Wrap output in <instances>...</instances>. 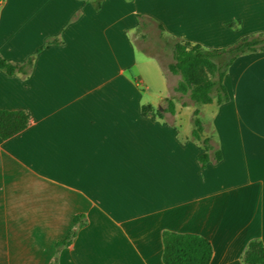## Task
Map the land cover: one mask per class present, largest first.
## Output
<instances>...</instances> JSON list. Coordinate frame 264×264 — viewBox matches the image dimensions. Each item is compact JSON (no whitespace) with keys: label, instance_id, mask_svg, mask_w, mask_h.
<instances>
[{"label":"crops","instance_id":"1","mask_svg":"<svg viewBox=\"0 0 264 264\" xmlns=\"http://www.w3.org/2000/svg\"><path fill=\"white\" fill-rule=\"evenodd\" d=\"M142 15L211 49L264 33V0H102L95 11L86 0H0V56L33 57L27 76L0 70V109L30 114L0 139V264H163V231L205 238L210 264H242L253 239L264 247V52L234 60L228 100L204 105L202 168L189 107L170 115L160 105L163 69L165 92L131 76ZM167 58L169 49L154 59L162 68Z\"/></svg>","mask_w":264,"mask_h":264},{"label":"trees","instance_id":"2","mask_svg":"<svg viewBox=\"0 0 264 264\" xmlns=\"http://www.w3.org/2000/svg\"><path fill=\"white\" fill-rule=\"evenodd\" d=\"M89 1L95 10H98L102 0ZM137 27L133 40L137 49L149 57L161 59L164 50H170L171 62L167 63V70L172 75H179L180 80L175 88L181 95H187L188 99L196 105L209 104L215 101L221 104L228 100L223 85V78L229 66L239 56L250 52H264V34H250L242 37L234 44L221 49H203L198 44L180 41L164 35L163 27L148 16H138ZM57 43L55 40H47L46 45ZM33 57H29L22 64H13L0 56V70L6 75L27 76L31 70ZM174 97L165 99L164 112L173 115L175 112ZM184 105V103H182ZM197 111H194V115ZM141 114L154 119L161 117L159 110L152 111L150 106H142ZM30 122V114L26 110L0 109V139L6 140L24 130ZM194 129L191 138L198 141L204 148V153L198 156V162L202 168L210 160L207 152L211 145L208 138L201 139L199 134L198 119L193 120ZM220 159L219 151L213 156V161ZM84 215L73 216L74 225L80 223ZM74 229L68 231L66 236L55 242L56 249L70 244L74 236ZM162 238V262L163 264H210L212 248L203 237L189 233H174L163 231ZM242 264H264V247L260 240H250L241 256ZM53 264H58L57 257Z\"/></svg>","mask_w":264,"mask_h":264},{"label":"rangeland","instance_id":"3","mask_svg":"<svg viewBox=\"0 0 264 264\" xmlns=\"http://www.w3.org/2000/svg\"><path fill=\"white\" fill-rule=\"evenodd\" d=\"M234 27L237 26V23L233 24ZM257 34V33H255ZM264 34V33H263ZM248 36V35H245ZM241 36L238 37L235 41L229 43L228 45L223 46L222 48H226L235 42H237L239 39H241ZM202 47V46H201ZM203 49H211L202 47ZM137 49V48H136ZM221 49V48H219ZM153 57H149L145 55L144 52L137 49L136 52V64L134 68L131 70V76L132 78L137 82L139 89L144 90L146 93H159V92H165L166 86H164V77L162 75V69L164 73L166 74L169 82V95L168 98L174 97V106L176 105L177 108H180L182 110L183 106L182 103L187 104L189 108L185 109V111L190 112V123L192 126V129H194L193 120L196 118L199 122V134L203 137H211V131L208 124V117L203 112L204 105H196L192 103L187 95H181V93L176 92L175 88L177 87V84L180 80L179 75H172L167 70V62H171V58H167L162 62V68L158 62L153 60ZM126 76H130L128 73H126ZM148 89V92H147ZM167 98V99H168ZM144 100H149L146 96H144ZM147 102V101H146ZM160 105L163 107V109L166 108V102H161ZM194 111H197V113L194 115ZM168 117V115H166ZM203 119V120H202Z\"/></svg>","mask_w":264,"mask_h":264}]
</instances>
